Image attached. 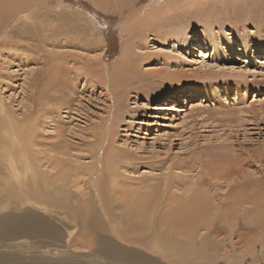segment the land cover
Segmentation results:
<instances>
[{
  "label": "rangeland",
  "instance_id": "obj_1",
  "mask_svg": "<svg viewBox=\"0 0 264 264\" xmlns=\"http://www.w3.org/2000/svg\"><path fill=\"white\" fill-rule=\"evenodd\" d=\"M126 1L133 5L129 10L122 0H36L35 29L27 23L28 6L13 17L0 9L1 143L10 145L5 137L13 127L17 135L31 128L36 161L52 171L46 165L54 159L61 166L88 165L89 147L101 141L96 131L102 127L106 149L110 145L129 182L160 190L167 185L171 197L184 198L192 189L191 195L217 204L247 197L250 189L243 185H259L261 198H247L246 206L261 200L264 212V0ZM145 7L157 22L132 49L133 62L123 72L128 88L112 86L114 65L132 43L127 41L133 34L121 38V26L129 11ZM60 19L75 26L71 36L56 29ZM95 61L107 72L103 81L89 73ZM80 185L76 191L85 188ZM261 229L247 224L232 234L215 229L216 241L232 237L229 245L243 240L250 246L237 245L243 259L232 255L208 264H264L257 252ZM65 239L69 245L58 252L72 250V238ZM29 246L18 254H36ZM72 252L76 258L84 253ZM48 257L53 264L64 259Z\"/></svg>",
  "mask_w": 264,
  "mask_h": 264
},
{
  "label": "bare ground",
  "instance_id": "obj_2",
  "mask_svg": "<svg viewBox=\"0 0 264 264\" xmlns=\"http://www.w3.org/2000/svg\"><path fill=\"white\" fill-rule=\"evenodd\" d=\"M113 1L117 4L121 2ZM0 3V9L6 17H13L18 10L28 6L31 11L26 12L27 23L32 22L29 25L35 29L32 7L36 5V0H0ZM121 4L127 9L133 6L126 0H122ZM112 9L116 10L117 7L113 5ZM144 9L136 13L133 9L129 11V16L121 26V38L125 34H133L127 41L132 43H126L120 60L114 65L109 76L112 86L127 85L123 72L133 62L132 49L146 40V35L151 31L149 28L157 22V17H148L146 7ZM62 13L64 15L61 17L65 16L66 12ZM77 14L70 13L73 17ZM60 20L56 29L70 35L75 26L69 20ZM97 40L101 44V36ZM84 41L89 45L88 39ZM64 44L68 46L67 42ZM201 50L202 54L204 51ZM99 62H92L93 68L89 73L101 76V79L96 78L103 81L107 72ZM48 78L52 80L51 74ZM3 113L6 114L5 111ZM24 131L27 134L17 135L14 127L7 131L8 136L5 138L9 146L2 144L0 139V146L3 145L0 149V172H4L0 176V249L10 250H0V264H53L48 255L64 258L57 264H208L220 257L232 255L238 256L239 260L244 255L239 254L237 245L243 240L241 243L234 241L232 248L227 249L231 246L227 241L233 240L232 237L216 241L213 235L219 233L217 230L220 229L232 234L236 228H245L246 224L259 231L264 226L261 200L255 207L246 206V202H249L247 198H261L259 185H243L242 188L250 189L247 197L228 203L223 199L219 204L215 200L204 201L197 192L191 195L192 189L187 191L186 197L180 198L167 194V185L163 190L152 183L136 185L119 173L113 150L109 149L110 145L106 149L107 129L102 131V127L99 132L96 131L97 139L101 141L89 147L91 162L88 165L61 166V161L54 159L46 165L53 173L44 170V165L39 163L41 160L36 161L38 153L32 146L37 142L35 133H32L31 128ZM81 183L85 188L76 191L75 187L81 186ZM261 232L264 231L261 229ZM66 236L67 239L72 238L73 251H84L80 257H72V250L58 252L69 245ZM31 244L37 252L44 249L50 254L36 252L29 258L18 254L22 247L30 248L28 245ZM247 245L250 246L245 241L243 246ZM258 251V256L264 261V240ZM76 253L80 255V252Z\"/></svg>",
  "mask_w": 264,
  "mask_h": 264
}]
</instances>
